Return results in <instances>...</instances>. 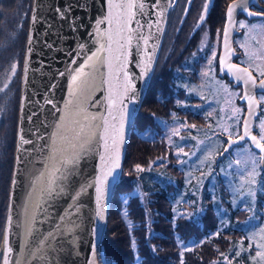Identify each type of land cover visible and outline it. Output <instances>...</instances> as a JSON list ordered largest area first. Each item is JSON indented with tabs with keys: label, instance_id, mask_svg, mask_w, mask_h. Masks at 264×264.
<instances>
[{
	"label": "snow or ice",
	"instance_id": "snow-or-ice-1",
	"mask_svg": "<svg viewBox=\"0 0 264 264\" xmlns=\"http://www.w3.org/2000/svg\"><path fill=\"white\" fill-rule=\"evenodd\" d=\"M191 2L192 0H188L189 4ZM176 3L178 0H152L151 8L162 13L167 7L174 6ZM250 3L254 4L255 0H237L235 4H230L226 12L227 22H234V13L238 10L247 16L264 17V8H260L259 11H250ZM106 5V14L96 20V27L88 33L92 46H89V42L78 43L76 48L68 53L71 57L68 67L65 71L58 73L68 79L67 98L63 107L56 105L51 99L46 100V103L52 105L51 116L54 123L50 126L42 125L45 128L43 134L39 129H36L33 133L35 140L25 139L22 134L19 136L17 150L28 155V163L31 166L28 171V184L24 199L16 214L15 227L20 233V251L14 256V249L9 244V229L13 222L12 206H10V213L4 225V247L3 250H0V264H51L49 258L56 251L60 240L73 236V233L82 227L84 205L81 203V198L88 194L89 189L94 188L95 190L94 220L99 221L105 218L103 202L106 190L110 183L119 178V173L115 170L120 167L119 144L123 141L122 133L125 123L132 121L134 113L137 111L135 105L139 102L141 95L134 82L136 74L127 70L129 49L134 38L137 51L140 50L141 40L147 46L150 40L156 39L151 33L145 35L143 31L145 26L150 30L153 22L147 21L146 25L140 23V17L146 15L145 0H139V2L138 0H106ZM38 8L37 0L36 8L31 10L33 27L38 22ZM208 8L209 3L206 0L204 13H207ZM69 11L70 6L67 9L56 8L61 19H65ZM186 12L187 9H185ZM204 19L205 16L202 13L200 21L203 22ZM134 24L135 27H133ZM155 24L159 29L160 21H155ZM239 27L247 28L250 33L264 34V23L246 25L244 22H239ZM18 28H22V24L18 25ZM12 35L14 38L16 34ZM228 37L229 30L226 27L224 29V47L228 50L227 56L230 58V55L234 53L228 47ZM33 43L34 39L30 32L27 40L29 53L32 52ZM0 47H3V43H0ZM154 51L155 48L152 53H149V61H151ZM245 55L249 56L250 61L256 56L255 53L247 52ZM260 58L264 59V55ZM215 59L216 52L213 51L212 59L207 61L208 71L202 73L204 76H208L209 72L214 71L212 64ZM219 63L223 71L226 58L221 57ZM18 67V62L11 65L13 75ZM105 67L107 73L104 71ZM136 67L140 68L141 63H137ZM256 67L259 76L264 77V68H261L260 65ZM150 70L149 63L144 66L139 77L146 78ZM227 70L235 76L237 81L244 84L245 91L241 99L246 101L248 108L247 116H243V118L241 113L244 110L233 108V115L228 119L234 121V124L221 128V132L227 134L228 139L224 143L229 147L224 148L220 155L223 156L229 152L232 145L241 141H250L251 143V147L245 148L242 152V158L235 161L236 166L241 168L240 176L242 177L239 188L235 191L249 199L247 210L253 212V216L249 218L252 220L257 218L252 203L255 201L257 192H264V176L259 182L257 181V176H261V170H264V119L260 118L264 116V109L259 114L256 113V108L260 107V102L264 101V95H261L257 100L255 94L257 88L264 92V79H260L257 83V77L253 75V71L249 67L228 63ZM28 71L29 65L26 57L23 65L25 82H27ZM10 83L11 81L0 87V93L9 89ZM145 83H147L146 80ZM105 85H107L106 88ZM98 90L106 92V95L94 96ZM225 91H227L226 88ZM3 111L4 109L0 107V112ZM253 117L259 121V131L256 134H252ZM32 118L31 115L28 117L29 120ZM184 126V122H181L172 134L179 135L180 128ZM191 127H195V125ZM49 128L51 131H48ZM233 136L236 137L235 140ZM181 139L183 140L184 137ZM26 144H32L33 148H21V145ZM100 147L103 148V152L100 153L99 158L105 168L101 170L100 175L92 180L86 177L81 178V163L90 155L97 153ZM193 147L196 150L191 153L184 152L183 148L178 149V157L181 154L188 157V160L180 161L181 165L187 164L192 157H195L201 164H206L211 173V164L215 161L210 159L211 152L208 146L204 141H200ZM206 152L208 155L202 160L201 156ZM16 159L18 163L23 161L21 156ZM136 171L139 173L145 169L137 164ZM109 177H111V181L108 179ZM258 183L259 188L256 187ZM12 184H17L16 178H13ZM60 201H67V203L57 214L56 205ZM184 203H188V201H184ZM191 204L195 207L197 201L192 200ZM245 223L247 224L248 221ZM45 225L50 226L44 229ZM101 231L98 226L92 227L90 230L93 239L91 255L87 264H97L96 255L100 247ZM259 231L261 240H264V227H260ZM216 235H219V232ZM180 243L183 245L182 241ZM132 247L133 249L136 247L134 241ZM184 247L187 250V246ZM153 251H155L154 248ZM242 251L249 253L248 259L251 264H264V243L253 245L250 241L247 249L241 247L234 250L233 257H240ZM221 256L227 261V264H232L229 257L223 254ZM101 264H108V261L103 260Z\"/></svg>",
	"mask_w": 264,
	"mask_h": 264
},
{
	"label": "trees",
	"instance_id": "trees-1",
	"mask_svg": "<svg viewBox=\"0 0 264 264\" xmlns=\"http://www.w3.org/2000/svg\"><path fill=\"white\" fill-rule=\"evenodd\" d=\"M149 93L146 94L128 140L124 174L111 204L104 242L99 247L100 261L107 260L108 264H227L221 256L223 254L232 260V264H250L247 251H242L240 257H233L234 250L241 247L247 249L249 242H252L246 228L239 225L251 214L250 211L240 205L231 208L227 196L229 191L226 190L222 174L219 179L214 176L223 196L228 198L232 226L220 219L215 210L226 199L222 197L216 200L207 185L202 189V204H199V186H192L184 165L180 163L181 160H188V157L177 156L179 148L189 153L195 151L193 146L204 141L208 127L220 123L188 126L171 138L167 147L163 146L160 141L156 142L157 139L149 140V131H143L148 119L150 125L156 124L152 117L149 118L152 108V101L148 106L151 98ZM13 152L14 149L8 156V172L4 176L0 175V238L10 190ZM207 155L206 152L201 159ZM189 162L194 164V169L198 168L199 173V161L192 157ZM137 164L145 171L138 173ZM203 166L207 167L206 164ZM217 169L214 174H220V169ZM141 188L143 195L139 192ZM192 200L197 201L195 207L191 204ZM200 205L201 212L198 213ZM258 207L264 210V207ZM263 218L264 215L258 216L259 221ZM217 232L219 235H216ZM133 241L135 249L132 247Z\"/></svg>",
	"mask_w": 264,
	"mask_h": 264
},
{
	"label": "water",
	"instance_id": "water-1",
	"mask_svg": "<svg viewBox=\"0 0 264 264\" xmlns=\"http://www.w3.org/2000/svg\"><path fill=\"white\" fill-rule=\"evenodd\" d=\"M256 1V0H255ZM139 2V0H138ZM152 0H145V13L146 15L140 17V23L145 24L147 21H152V28L149 30L147 26L143 29L145 35L150 33L156 37V39L150 40L147 46L144 45L143 41H140V50L137 51L136 40L134 38L133 43L129 49L127 70L130 73L136 74L135 84L136 88L140 92V100L135 105L137 111L134 113L133 119L131 122H126L125 127L122 133L123 141L119 144V162L120 167L115 171L119 173V178L115 182L109 184L104 198V220L96 221L94 220V209H95V190L94 188L88 190V194L81 198V203L84 205L83 208V225L82 227L73 233V236L64 237L60 240L59 245L56 247V251L49 258L51 264H87V260L91 255V228L98 226L102 231L100 233L99 245L101 246L104 242V238L107 232V225L109 221V213L111 209V204L114 199L115 191L122 179V171L124 167V160L127 153V145L130 135L132 133V127L136 121V117L139 114L142 104L145 100V95L149 88V83L153 76V71L157 65V60L160 55L161 46L163 43V38L166 33V26L168 22V15L172 6L166 8L165 11L157 12L151 8ZM237 0L232 1L230 4H235ZM39 8L37 10L38 22L32 26L30 12L29 20V31L28 35L31 32L34 43L32 45V52L29 53L27 50V41H26V51L24 55V62L27 57L29 71L27 74V82L24 80V73L22 71L21 75V95H20V106L18 110V119H17V129H16V142L14 150V163H13V172L11 175V181L9 185V194H8V204L6 208V216L4 222L6 223V218L10 213L13 216L12 227L9 229V244L14 249L13 255L15 256L20 251V233L19 230L15 227L16 224V214L20 208V205L23 202L24 195L26 192L28 184V171L30 169V164L28 163V155L21 151L17 150L19 143V136L22 134L25 139L35 140L33 135L36 129H39L40 133H45V128L42 125H51L54 123L53 117L51 116L52 105L46 103L47 99H51L56 105L63 107L64 101L67 98V86L68 79L66 76H60L58 73L65 71L68 67L71 57L68 55L69 52H72L78 43L89 42L91 47V37L88 35L89 32H92L96 27V20L101 18L106 14V0H38ZM229 4V5H230ZM228 5V6H229ZM37 0L32 1V9L36 8ZM70 6V11L67 13L65 19H61L56 12V8L60 7L62 9H67ZM163 6V5H162ZM31 9V10H32ZM238 10L234 13V22H225V28L229 30L228 37V47L231 49L232 55L230 58L227 56L228 50L224 47V32L223 40L221 43V52L219 55V60L221 57L226 58V63L223 65V71L221 70L222 66L220 65L221 74H228L230 79L234 81V85L242 86V92L245 91V86L242 82L236 80L235 76L228 72L227 64L232 63L239 65L241 67H246L240 63H236L233 59L240 54V52L235 49L234 40L239 29L237 27L238 19ZM250 18H257L259 16H249ZM264 18V17H263ZM159 20V30L155 21ZM135 27V24L133 25ZM28 40V38H27ZM52 45V47H49ZM153 48H155L154 53L152 54L151 61L148 60L149 53H152ZM23 62V65H24ZM141 63V67L137 68L136 64ZM151 70L148 73V76L144 79L139 77V73L142 71L145 65L149 64ZM23 69V66H22ZM107 73V68L104 69ZM252 71V70H251ZM253 75H255L253 73ZM256 76V75H255ZM264 79V77L260 78ZM257 78V83L259 80ZM145 80L147 83H145ZM107 85H105V88ZM262 92L259 88L255 90V94L258 99V93ZM243 94V93H242ZM106 95V92L98 90L94 93V96ZM26 98V99H25ZM240 101L245 103V114L247 116L248 105L245 100L241 99ZM262 103L260 102V107L256 108V113L261 112ZM95 111V109H92ZM32 116V120H29L28 117ZM255 117L252 118L253 132L256 134L257 124ZM48 131H51L49 128ZM228 139V137H227ZM235 140L236 137H233ZM245 141H241L238 144H234L230 147L229 152L237 146L244 144ZM251 146L250 141L248 142ZM229 147L228 144L224 148ZM23 149L33 148L32 144L21 145ZM258 151V150H256ZM103 152V148L100 147L97 153L90 155L85 161L81 163L82 177L88 178L89 180L94 179L96 176L100 175L101 170L105 168V165L100 160V153ZM223 152V150L221 151ZM220 152V153H221ZM229 152L225 153L223 156L228 155ZM23 157L21 163L17 162V157ZM221 155L218 156V160L222 159ZM110 166V165H109ZM13 178L17 179V184L13 185ZM111 181V177L108 178ZM67 201H60L56 205V213L59 214L63 207L66 205ZM5 225V224H4ZM50 225H45L44 229H47ZM3 233L4 227L2 230V235L0 238V250H3ZM97 264H101L99 259V250L96 255Z\"/></svg>",
	"mask_w": 264,
	"mask_h": 264
},
{
	"label": "rangeland",
	"instance_id": "rangeland-1",
	"mask_svg": "<svg viewBox=\"0 0 264 264\" xmlns=\"http://www.w3.org/2000/svg\"><path fill=\"white\" fill-rule=\"evenodd\" d=\"M33 1V0H31ZM30 0H0V43H3V47H0V87H3L5 83H8L11 81L9 89H7L5 92L0 93V107L4 109L3 112H0V175L4 176V173L6 174L8 172V166H9V153H11V150H15V142H16V129H17V119H18V110L20 106V95H21V74H22V66L24 62V55H25V45H26V39H27V31H29L28 21H29V14L30 9H26L28 3ZM32 4V3H31ZM22 14L27 15V18L23 21ZM241 22H244L246 25H259L261 23H264V19L256 20V21H248V20H242ZM22 24V28H19L20 32V43L16 44V35L13 38V33L16 34V30L18 29V25ZM22 34V35H21ZM243 45V47H242ZM220 42L215 44L214 50L216 51V59L213 60L212 68L214 69L213 72H209L208 76H204L202 73L205 71H208V65L207 61L209 59H212V55L208 58H205V60L198 59L196 60V71L199 72L198 76L201 77L202 81H206L211 79L210 76L213 77H219L218 75V65H217V56L219 52ZM221 48V47H220ZM238 49L241 55L240 59L245 64L249 65L253 70H255L256 74H258L257 65H260L261 68H264V59H261L260 57L264 55V34L257 33V32H248L247 28L243 29V33L239 36L238 39ZM255 53L256 56L250 61L249 56L245 55V53ZM160 58V57H159ZM177 58L180 60H183L184 57H181L179 54L175 55L174 61H177ZM19 63V67L16 70L15 75L12 74V68L11 65L14 63ZM164 60L161 59L157 60V65L153 71V76L151 78V81L149 83V88L147 92L149 93V96H151L153 85L155 84L156 80L159 79L158 76L160 75V71L165 67L164 66ZM260 77V76H259ZM211 81V80H210ZM223 80L220 81L221 84V90H222V109L221 112L223 114L222 116V125H211L208 127V129L205 132L204 135V142L208 146L211 156L210 159L215 161L214 166H212L213 169H211V174L209 172V167L203 166V164L199 161V167L201 168L199 173L197 172L198 168L194 169V164L190 163L188 161L187 164H184V169L187 172V178L191 181L192 186L198 185V190L200 192L199 199L202 198V189L207 185V187L210 189L211 193L213 194V197L216 200H219V198L222 199L225 198L226 200L221 201L219 205V210L215 207L216 212H218L220 219H224L226 223L230 226H232V219L230 216V207L227 206L229 203L227 200L229 198L230 204L232 205L231 208L235 205L246 206L248 208L249 206V199L247 197H242L240 194H238L235 189L239 188V185L241 183L242 177L240 176L241 168H238L235 164V161L242 158V152L245 148L251 147L248 142H245L244 144H241L240 146L234 147L228 155H225L222 157V159L218 160V156L220 155V152L224 148V141L225 138L222 139L223 135H227L225 133L221 132L222 127H227L229 125L234 124V121L229 120L228 118L233 115V108H241L245 111V103L240 101V97L242 96V90L241 88L235 87L232 85L231 81ZM231 82V83H230ZM225 88L227 91H225ZM163 89L164 95H166L165 99L162 95V92H159ZM174 91V88H173ZM159 92V93H157ZM147 94V93H146ZM155 95L158 96V100H156ZM176 95L180 98L179 92L176 93ZM261 95H264V92H260L258 95V99ZM146 96V95H145ZM173 96V102L175 100V95H172V90L170 87H168V84L165 82L159 83L158 87L154 85L153 90V97L150 98V102H148V106L151 103L153 99L156 100V104L151 108V113L149 118H153V121L156 123L153 126L149 124V119L143 126V131H149V140H155L156 142L160 141V144L167 147V143H170L172 141L171 138H173L175 135H173V130L180 125V122L178 120L174 121V110L171 101ZM146 98V97H145ZM181 99V98H180ZM169 100V101H168ZM154 102V101H153ZM152 102V103H153ZM261 110L264 109V101L261 102ZM163 110H168L164 111ZM171 110V111H170ZM173 111V112H172ZM244 111L241 113V117L244 116ZM149 111L145 114L146 117H148ZM161 113V115H159ZM183 119H186V116H182ZM261 119H264V116L260 117ZM167 120H171V122H166ZM257 124V132L259 131V121H256ZM186 127H181L180 131L185 130ZM179 131V132H180ZM220 134L222 136H220ZM235 137V136H233ZM143 145H145L143 143ZM152 149V147H151ZM208 154V153H207ZM14 155V152H13ZM183 154H181V157ZM13 157V156H12ZM204 159V158H203ZM8 161V164H7ZM11 164V175L13 172V163H14V157L12 159ZM220 163V164H219ZM213 164V163H212ZM211 164V165H212ZM218 165V166H215ZM231 165V167H230ZM124 168V167H123ZM217 168L220 169V174H214V172H217ZM204 171V172H202ZM208 172V173H207ZM123 173V171H122ZM124 174V173H123ZM221 174L224 176V183H226L227 187L226 190L229 191L227 194L228 198L223 196L222 191L219 188L218 181L216 180L215 176L219 179L221 178ZM215 175V176H214ZM264 176V170H261V176H257V181L259 182L261 180V177ZM123 177V175H122ZM122 181V179H121ZM120 181V182H121ZM208 183V184H207ZM257 188H259V183L256 185ZM140 194L143 195V190H139ZM8 200V198H7ZM199 204H202L201 199L199 201ZM258 203V204H257ZM8 204V202H7ZM262 208L264 207V192H257L256 198L254 203H252V206L254 207L256 219L250 220L249 218L253 216V212L250 211V215L244 220L243 222L248 221L246 224L240 223L239 225L246 228L247 233L250 236V239L254 243H264V240H261V233L259 231L260 227H264V218L259 221L258 216L264 215V210H260L259 206ZM236 207V206H235ZM7 208V206H6ZM6 211V210H5ZM7 212V211H6ZM198 213L201 212V205L198 208ZM221 214V215H220ZM259 214V215H258ZM262 214V215H261ZM6 216V215H5ZM5 220V219H4ZM4 222V221H3ZM5 224V222H4ZM4 226V225H3ZM258 229V230H257ZM257 230V231H256ZM255 233V235H254ZM251 264V262H250Z\"/></svg>",
	"mask_w": 264,
	"mask_h": 264
},
{
	"label": "flooded vegetation",
	"instance_id": "flooded-vegetation-1",
	"mask_svg": "<svg viewBox=\"0 0 264 264\" xmlns=\"http://www.w3.org/2000/svg\"><path fill=\"white\" fill-rule=\"evenodd\" d=\"M232 1L234 0H207L209 3L207 13H204V4L206 3V0H192L191 4L188 3V0H178V3L171 7L172 9L168 15L166 33L162 40L163 43L160 50V58H158L160 60L162 57L165 67L162 71H160V75L158 76L159 79L156 80L154 85L155 87H158L159 83L165 82L168 84V87L171 88L172 95H175V100L173 102L172 96L171 101H168L170 103L173 102L172 106L175 108L174 112L172 111L175 115L174 121L178 120L180 123L184 122V128L197 124L206 125L208 123L215 122L222 124L223 114L221 112V102L223 93L221 90L222 83L220 81L223 82V80L228 79L232 82L230 83L234 85V81L230 79L228 74H221L219 63V55L221 52L220 47L225 29L224 26L226 22L227 7ZM31 3L32 1L30 0L26 8L30 9V11L32 9ZM260 8H264V0H256L254 4L250 3L249 5L250 11H259ZM185 9H187L186 13ZM202 13L205 16L203 22L200 21ZM22 15V19L24 21L25 18H27V15ZM237 16V27L240 31L234 37V45L235 48L239 50L238 39L243 33V29L239 27V22L242 20L256 21L264 18H250L241 11ZM198 24L199 27H197ZM16 37V44H14V46L20 43L19 28L16 30ZM218 42H220V50L217 56L219 77L215 78L211 75V79L202 81L201 77L198 76L199 72L196 71V60H205V58L211 56L212 52L215 51V44ZM176 54L184 57L183 60L177 58V61H174ZM240 57L241 55H237V57L233 60L236 63L238 62L246 67H249L258 79L262 78L261 76L259 77L255 70H253L249 65L241 61ZM154 85L151 93L152 97ZM238 86L242 90V86ZM162 91L163 89L159 92ZM177 92H179L181 99L176 95ZM162 95L165 99H167L166 95H164V91L162 92ZM155 98L158 100L157 95H155ZM156 100H152V102L154 101L152 103L153 106L156 104ZM182 116H186L187 118L183 119ZM168 121L171 122V120H167L166 122ZM223 136L225 140H227V135Z\"/></svg>",
	"mask_w": 264,
	"mask_h": 264
}]
</instances>
